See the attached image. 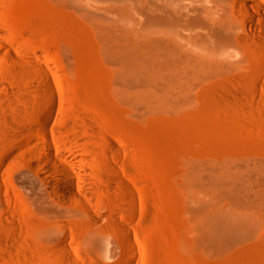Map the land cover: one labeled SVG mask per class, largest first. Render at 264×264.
<instances>
[{"label":"rangeland","instance_id":"rangeland-1","mask_svg":"<svg viewBox=\"0 0 264 264\" xmlns=\"http://www.w3.org/2000/svg\"><path fill=\"white\" fill-rule=\"evenodd\" d=\"M262 2L251 9L254 36L228 63L202 70L193 60L153 85L141 1L0 0L6 42L33 61L0 63V264H264ZM224 4L246 19L234 0ZM21 66L47 71L52 109L42 82L38 93L22 84ZM42 134L56 155L87 168L75 188L98 218L30 165ZM224 221L242 235L206 245L207 225Z\"/></svg>","mask_w":264,"mask_h":264},{"label":"bare ground","instance_id":"bare-ground-1","mask_svg":"<svg viewBox=\"0 0 264 264\" xmlns=\"http://www.w3.org/2000/svg\"><path fill=\"white\" fill-rule=\"evenodd\" d=\"M133 1L134 5L140 1L142 3L141 10L144 13L147 34L144 45L145 80L153 85L171 80L177 68L188 67L193 60L200 62L202 70L205 66L203 63L209 60L218 64L228 63L235 55L233 47L254 36L251 24L260 15L251 9L255 10L263 6L262 0H234V8L238 7L245 13L246 19H241L228 13L227 6L224 4L225 0ZM4 34V30L0 28V45L4 47L8 55L4 57L0 52V63L6 65L11 60L25 67L26 64H32V59H22L18 56V47L7 43ZM181 56L185 57L183 62ZM25 67H20L19 75L23 78L22 84L32 85L35 93H38L42 82L47 90L42 97L46 107L52 109L55 95L52 94L53 87L49 82L47 71L38 69L39 78L33 72L27 71ZM3 73H5L4 70L0 68V84ZM0 102L7 105L4 97H0ZM49 121V114L46 113L42 122L48 124ZM41 138L44 143L35 141V147L27 154L30 159L32 158L30 165L47 171L58 180L60 187L57 191L72 208L87 214L91 219L98 218V214L94 216L85 210L96 209L95 205L75 188L77 182H83L86 179L87 168L76 163L69 164L70 162L68 163L52 151L53 145L51 146L50 141H47L49 138L46 134H42ZM113 177L116 182H123V178L117 172L113 174ZM46 188L53 191L50 183L46 184ZM207 227L210 230L211 243L206 245L214 247L221 248L242 235L238 225L228 221L209 224Z\"/></svg>","mask_w":264,"mask_h":264}]
</instances>
